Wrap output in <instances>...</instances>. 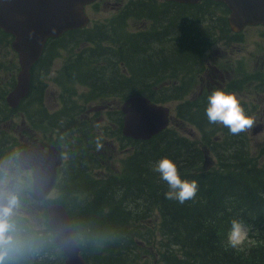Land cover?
Here are the masks:
<instances>
[{"label":"trees","instance_id":"1","mask_svg":"<svg viewBox=\"0 0 264 264\" xmlns=\"http://www.w3.org/2000/svg\"><path fill=\"white\" fill-rule=\"evenodd\" d=\"M131 4L133 7L129 6V11L124 13L126 17L155 21L168 17L162 16L166 12L164 5L168 3L158 7L151 5L149 0H136ZM163 24L167 34L162 39L161 51L148 54L151 48L146 45L142 32L131 38H121V43L130 40L131 45L127 57L121 56L118 62L125 63L131 77H140L136 83L141 85L125 81L109 87L93 86L89 89L91 100L141 94L158 104L179 101V40L176 33L171 32V21L165 20ZM123 28L119 33L124 32ZM73 36L77 41L85 37L79 42L90 44L92 40L89 30L76 31ZM107 38L110 42L111 39ZM171 38L177 40L178 45L176 47L173 43L174 47L169 49L167 44L172 42ZM0 41L7 46L11 44L10 37L1 29ZM121 48L125 49L124 46ZM151 56L158 57L161 62L151 64ZM109 57L116 61L112 55ZM82 62L77 64L78 67L84 65ZM90 63H96V59ZM165 78H175L168 82L177 81L178 85L159 86ZM15 79L16 75L14 86ZM144 80L151 82L143 83ZM12 89L13 86H9L0 95L2 107L9 110L10 115L12 112L5 98ZM33 90L31 87L29 99L33 97ZM71 103L76 106V100ZM177 112L179 114V105ZM111 118L115 125V128L109 127L113 131L111 135L126 142L125 147H130L128 150L132 149L123 161L121 171L93 180L92 170L100 166L99 162L83 157L82 160H72L71 166L67 165L65 178L59 183L61 187L67 182L74 186L85 184L77 191L80 221L73 226L89 264H264V165L251 158L247 138H228L224 134L220 141H211L208 131L214 126L205 129L212 145L209 152L217 156L220 166L201 169L205 151L199 148V144L197 146L179 136L176 128L170 127L149 141H134L121 134L122 113L116 112ZM219 131L225 132L224 127L219 129V123H216L214 133ZM73 138L81 140L76 132ZM84 147L88 153L89 149ZM164 158L177 165L182 180L198 183L194 199L180 204L166 198L168 184L153 170ZM94 162L98 165L92 166ZM55 203L65 206L71 218L75 216L66 201ZM156 212L161 217L159 232L163 237L158 244L153 235L155 227L148 225V219ZM26 220L17 213L8 220L11 227L6 235L10 239L0 245L3 264H65L61 258L64 255L55 245L53 236L46 234L49 229L45 234L30 229ZM233 220L250 225L252 238L258 239L255 245L234 248L229 244L228 234ZM56 248L59 255L55 253Z\"/></svg>","mask_w":264,"mask_h":264},{"label":"flooded vegetation","instance_id":"2","mask_svg":"<svg viewBox=\"0 0 264 264\" xmlns=\"http://www.w3.org/2000/svg\"><path fill=\"white\" fill-rule=\"evenodd\" d=\"M134 1L136 0H129L125 6H121L119 8V14L112 17L106 24H97L92 28V22H89L86 28L68 31L60 37L47 40L43 54L33 67L31 73V87L34 89L33 97L29 99V95L23 101L19 102L17 107H13L9 103L8 97L10 93H8L5 98L6 104L12 107L10 108L8 106L12 114L10 115L9 110L2 107L0 118H3V123L0 124V128L3 129V124L14 121L13 117L15 113H17L15 116L16 119L20 118L21 120V126H15L7 131L5 135L8 137V140L0 143V171H2V169L5 170V166H3L2 163L5 151L8 147H12L10 155L11 164L14 166L11 167L12 170L15 173L21 174L27 183L32 185L33 176L31 171L23 170L19 165L18 158L21 152L35 146H44L45 152L48 151V147L55 146L62 152V149H60L61 145L58 146V144L60 142L63 143V139L65 137L67 138L68 134H70L69 139H72L74 132H76L78 138H87V136H84V130H82V128L88 129V127H84L82 124L84 120L79 119L78 121L77 119V115L81 111L80 109H83L81 105L67 108L64 104V111H67L68 114L62 117L59 122L61 124L63 121L67 124L65 127L67 133L61 134V132H59L56 134V130L59 131V127H57L55 119L53 120V117L49 116L44 107V93H46L47 90L45 89L46 85L40 81L41 77L46 76L48 72L49 74L47 76L50 75V72H58L62 74V77L63 75L65 77L68 75L69 84L71 80L77 81V84H83L80 85L89 92V89L93 86L96 88L99 85L100 87H109L115 84L119 85V82L126 81L136 83L139 81L140 77H131L123 61L118 62L121 56L127 57L131 45L130 40L121 43V38H125L126 36L131 38L142 32L145 34L146 45L153 47V42L155 46H160L163 37L167 33L163 24L164 20L161 18L158 21L154 19H145L149 23L145 29L137 32H130L127 26L128 20L136 17H126L124 13L129 11V6L133 7L131 2ZM98 3L99 1L88 5L85 11L87 8L95 6ZM215 7H218L219 11L222 9L220 11L223 15L221 18L214 15L216 13ZM181 11L183 13L188 12V15L184 16L181 14ZM229 18L230 10L223 3L201 1L197 4H179V136L186 140H191L192 142H195V139H201L203 147L199 145V148L205 151L206 154L209 152L212 145L206 137L205 129H210L216 125V123H210L206 115L208 98L214 91L220 90L226 94L235 95L248 117L264 120V47L259 43L254 49H249L247 44L248 38H245L247 29H264V26H247L240 32H234L229 24ZM122 27H124V32L119 33ZM86 30L90 31L92 37L90 44L89 42H79L84 40L85 37L79 38L77 41V38L73 36V33L76 31L82 32ZM8 36L11 39L12 45V36ZM107 37L111 39L110 42L107 40ZM96 42L97 47L95 46ZM77 45H81L82 48L78 46V49L76 48V50H74ZM121 46H124L125 49H122ZM155 51L158 52L161 50L158 49ZM235 52L237 57L233 59L227 58L228 55H233ZM109 55L115 57L116 61L110 59ZM94 59H96V63H90ZM81 60L86 62L84 63ZM79 62H82L84 65L78 67L77 64ZM3 71H7V67L4 68ZM73 77L75 78L73 79ZM147 81L144 80L143 83L150 84L151 81ZM53 83L57 86L56 92L53 93L54 99L65 98L64 103L75 99L74 96L76 94L70 97L71 91L69 92L68 90L70 85L66 87L62 79H55ZM167 85H178V82L159 84V86ZM64 93H66L65 96L63 95ZM88 97L91 99L90 96ZM30 100L31 102L29 103ZM58 104L59 103H56L55 106H58ZM99 107H102L103 109L100 110H104V112L109 115L110 120H113L111 116L116 112L122 113L121 108L115 110L109 106ZM21 108H25L26 111L20 112ZM29 108H33L31 109V113L29 112ZM28 120H33L34 125L44 126L49 130L53 129L58 137L57 142L53 141L51 143L47 137L40 138L33 135L32 138L28 139V135H31L29 134V126L25 125ZM189 126H194L197 131L200 132L199 138L196 134L194 135ZM112 127L115 128L114 122L111 123L110 128ZM214 127L208 131L211 137L215 134ZM222 127H224L225 135L228 136V138H233L235 136L246 138V131L234 135L227 127L219 124V129ZM110 128L106 131V135H104V137L102 136L100 139L99 143L102 147H100L98 150L99 152H97L99 157L101 153L105 151V147L110 145L106 138L107 135H111L113 132ZM261 130L262 126H256L254 128V133L257 134V132L259 133ZM16 133L20 135L23 141L18 139L19 137L18 135L16 136ZM16 139H18V141H16ZM88 140L93 142L91 137H88ZM77 141L80 140L78 139ZM195 144L198 146L197 142H195ZM85 146L87 148L89 145ZM111 147L113 148V145H111ZM72 152L71 150L68 153L72 154ZM80 158L83 157H77L75 160L73 156H70L67 165L71 166L72 160H82ZM5 159H7V157ZM64 163L63 161L62 166L58 169L57 182L60 179ZM102 164L103 163L99 162V165ZM16 165L17 167H15ZM97 165V163H92V166ZM16 168L18 171H16ZM1 174L2 172H0V175ZM1 190L2 189H0V191ZM30 190L31 189L22 191L19 197L21 198L26 195L29 198L28 192ZM14 193L17 194L15 191ZM49 201L52 203V200ZM36 203L47 208V203Z\"/></svg>","mask_w":264,"mask_h":264},{"label":"rangeland","instance_id":"3","mask_svg":"<svg viewBox=\"0 0 264 264\" xmlns=\"http://www.w3.org/2000/svg\"><path fill=\"white\" fill-rule=\"evenodd\" d=\"M128 1L129 0H99V3L97 5L87 8L86 10L87 14L90 17L91 22H92L91 27L94 28L97 24L108 23L112 17L119 14V8L121 6H125L128 3ZM149 2H151V5L153 4L154 6H158V7L163 6L165 4L163 0H149ZM155 2H156V5H155ZM164 6H165L166 12L162 16H165V15L168 16V17H165V20L171 21L172 23L171 29L173 31L170 30V27L168 29L171 32H175L177 39L179 40V4L168 3L167 5H164ZM215 9H216L215 10L216 13L214 15H217L219 18H221V16H223L220 13L222 9L220 11L218 7H215ZM181 14L186 16L188 15V12L183 13L181 11ZM147 25H149L147 20L137 19V18H131L128 20V23H127L128 30L130 32L141 31L145 29ZM166 25H168V23ZM246 33L247 34L245 35V38H248L247 44H248L249 49H254L256 45H258L259 43L264 47V29L263 28H249L246 30ZM173 43H175L174 46L177 47L178 41L173 40V39H172V42L167 44V47L169 49L171 47L173 48L174 47ZM78 46L79 45H77L74 48V50H76V48L78 49ZM79 47L82 48L81 45ZM159 47L160 46H155V45L153 47H150L152 49L148 51V54H151L152 50L154 51V50L160 49ZM235 57H237L236 52L233 55L227 56V58H230V59H233ZM150 58L152 60L151 64H157L158 62H161L160 59H159L160 61H158V57L151 56ZM6 67H7V71H3L4 68ZM18 70H19L18 56L13 51L11 44L7 46L6 44L0 41V95L9 86H14V76L17 75ZM74 78L75 77H73V79ZM55 79H62L66 87L70 85V87L68 88L69 92L71 91L70 97L74 95V93L76 92L77 95L74 96L75 98L74 100H76L75 107H78L79 105L83 107V109H80L81 111L77 115L78 116L77 119L78 121L79 119L84 120L82 124L84 125V127H88V129L82 128V130H84V136H87L86 139L81 138V140L78 142L77 139L73 137L72 139L71 138L69 139L70 134H68L67 138L65 137L63 139V143L60 142L58 144V146L61 145L60 149H62V159L65 163L62 169L60 179L57 185L55 186L54 190L52 191L51 195L49 196L53 202L62 201V200L66 201V206L68 207V209L73 210L75 214V216L72 215L73 216L71 218L72 223H78V220L80 221V218H79L80 214L78 213L79 211L78 205L80 204L79 203L80 201L78 199L79 196H77V191H79L80 189H83L85 184L81 183L77 186H74L72 183L67 182L61 187L59 183H62L64 180L63 178H65L64 172L67 169V163H68V160L70 159V156H73L75 160L77 157H89L95 162L98 161V162L103 163L99 167H96L92 170L91 178H93V180L105 178L107 176H110L114 173H118L119 171H121L123 161L127 158L128 152L131 151L132 149L128 150L130 147L129 146L125 147L126 142H121L115 136L107 135L106 138L110 145L105 147V151H103V153H101V156L99 157L97 153L99 152L98 151L99 149L97 148V140L99 138V142H100L101 137L102 136L104 137V135H106L105 134L106 131L108 130L109 127H111V123L114 122L110 120L109 115L105 113L104 110H100L103 108L99 106H105V107L109 106L115 110L120 109L125 97L113 95V96L105 97V99H101L100 97H98L96 99L91 100L92 98L89 99L88 97L89 91L85 89L84 87H82L81 85H77L78 83L77 81L71 80V83L69 84L68 75L67 77H65L64 75L62 77V74L58 72H50L49 76H44V77L42 76L40 81L41 83H44L46 85L45 89L47 90V92L44 93L45 95L44 107L46 108L49 116L53 117V120L55 119L57 127H59L58 129L59 131L56 130V134H58L59 132H61V134L67 133L65 129L67 124H65L63 121L61 124L59 122L61 121L62 117L68 114L67 111H64V108H65L64 104L65 106H67V108L74 107V105H72L71 103L72 101H68L64 103L65 98L54 99L53 93L56 92V87H57L53 83ZM170 80H175V78L174 79L165 78L163 81H160V82L166 83ZM177 80L179 81V78ZM16 81L17 79H15V82ZM136 85L140 86L141 83L140 84L136 83ZM65 94L66 93H64L63 95L65 96ZM56 103H59L58 106L57 105L55 106ZM84 104H85V107H84ZM166 105L170 106L171 111H172L171 127L176 128L179 133V114L177 112L179 101L171 102ZM31 109L33 108H29L30 113H31ZM1 111H2V104L0 102V112ZM25 111H26L25 108L20 109V112H25ZM16 114L17 113H15V116ZM33 114H34V110H33ZM15 116L13 117L14 121L10 123H5L2 125V128L6 130H3L0 128V143L8 140V137L5 135L7 131H9L11 128L15 126H21L20 118L16 119ZM253 121L254 123H253L252 128L246 130V133H245L246 138L248 139L249 154L251 158L255 159L256 162L259 163V165H264V120L262 121L257 118V119H253ZM2 123H3V118H0V124ZM25 125L29 126L28 128L29 134H31V135H28L27 137L28 139L32 138V135H33V136H37L40 138L47 137L51 141V143L53 141L57 142L58 137L55 134V131L53 129L49 130L45 128L44 126L34 125L33 120H28ZM256 126H262V130L259 133L257 132V134L254 133V128ZM190 128L192 129V132L194 133V135L196 134L197 137L199 138L200 132L197 131V129L194 126ZM11 132L14 133L13 131ZM224 134L225 132H222V131L216 132L214 135H212L211 141H214L215 139L221 140L220 136L222 135L224 136ZM17 135L19 137L18 139L20 141H23L18 133H16V136ZM88 137H91L93 139L92 140L93 142H90L88 140ZM18 139H16V141H18ZM82 142L85 145H89L87 147L89 149L88 153L85 152L86 149L85 147L83 148V146L85 145L82 146ZM195 142H197L201 147H203L201 139H195ZM77 145L80 146L81 148H79ZM111 145H113V148L111 147ZM71 150L73 151L72 154L68 153ZM11 152H12V147H8L5 151V156L3 157L2 163H3V166H5V170L2 169V171H0L2 172V174L0 175V189L5 190L8 193L9 197H15L16 199L17 197H19L22 191H28L30 186H29V183H27V181L21 174L15 173L12 170L11 167H14V166L11 164V159H10ZM6 157L7 159H5ZM205 157L207 158H205V160L202 161L200 165L201 169H207V168L209 169L211 167L220 166L219 160L217 156H215L214 153L207 152V155ZM15 167H17V165ZM16 171H18L17 168H16ZM67 178H70V177H67ZM13 190L17 192V194H15ZM15 213H22V216L27 218L26 226L30 229L43 231V234H45L46 230L49 229L47 225V216L45 212V207L40 206L36 202H33L31 200L29 202L24 199L17 200V203L15 207L13 208L11 215ZM160 223H161V217L158 212L153 214L152 217L148 219V225L151 224V226L155 227L153 235L155 238V243L157 244L163 238L161 236V233L159 232ZM244 226L248 230V237L239 246H244L248 244L255 245L258 239L252 238L254 235L251 232L252 229L250 225L244 224ZM250 233H251V236H250ZM46 234L53 236V233L52 231H50V229L47 230ZM55 253H58V255L60 254L58 248L55 249ZM57 258L58 256H55V259ZM61 258L64 260V263H65V257H61Z\"/></svg>","mask_w":264,"mask_h":264},{"label":"water","instance_id":"4","mask_svg":"<svg viewBox=\"0 0 264 264\" xmlns=\"http://www.w3.org/2000/svg\"><path fill=\"white\" fill-rule=\"evenodd\" d=\"M98 0H0V29L13 37L12 48L18 55L20 70L17 82L8 97L17 107L31 87V73L40 60L50 38L65 32L85 28L90 20L85 8ZM176 4H197L201 1L223 3L230 10L232 31L240 32L247 26H264V0H164ZM124 115L122 134L134 141H149L170 126L171 110L142 95H131L121 106ZM22 169L33 171V201L47 203V224L54 234V243L65 257V264H89L76 239L71 216L58 203H49L58 169L62 166L61 151L51 146H35L24 150L18 158ZM6 195L0 192V207L7 206ZM9 216L7 217V219Z\"/></svg>","mask_w":264,"mask_h":264},{"label":"clouds","instance_id":"5","mask_svg":"<svg viewBox=\"0 0 264 264\" xmlns=\"http://www.w3.org/2000/svg\"><path fill=\"white\" fill-rule=\"evenodd\" d=\"M206 115L210 123H219L227 127L229 131L238 135L253 126V119L248 117L241 107L240 101L233 94H226L223 91H214L208 98ZM102 145L97 140V148ZM158 172L161 178L167 182L169 191L165 196L169 200H176L184 204L188 200L196 197L198 183L180 178L177 165L170 159L160 160L153 169ZM17 201L15 197H10L7 206L0 207V245L6 243L10 238L7 233L10 231V223L7 219L12 214ZM248 237V230L241 221L233 220L231 230L228 234V242L232 247H238ZM3 254H0V264H3Z\"/></svg>","mask_w":264,"mask_h":264},{"label":"bare ground","instance_id":"6","mask_svg":"<svg viewBox=\"0 0 264 264\" xmlns=\"http://www.w3.org/2000/svg\"><path fill=\"white\" fill-rule=\"evenodd\" d=\"M91 22V21H90Z\"/></svg>","mask_w":264,"mask_h":264}]
</instances>
